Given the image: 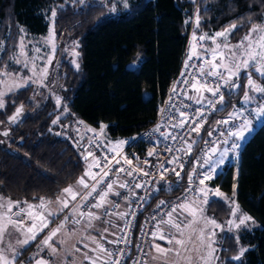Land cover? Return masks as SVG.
Wrapping results in <instances>:
<instances>
[{
  "label": "trees",
  "instance_id": "trees-1",
  "mask_svg": "<svg viewBox=\"0 0 264 264\" xmlns=\"http://www.w3.org/2000/svg\"><path fill=\"white\" fill-rule=\"evenodd\" d=\"M194 7L195 2L190 0H127L125 8L111 14L105 5L95 1L0 0V47L4 49L0 52V70L4 66L9 72L18 70L12 58L19 45L20 28L33 35L45 34L53 9L56 16L51 18L50 27L54 29L55 41H75L79 53V67L65 55L57 57L49 70L51 80H46L45 87L30 83L4 96L5 108L0 109V125L6 127L0 131V192L26 201L39 197L54 199L85 173V153L75 144L72 131L64 125L57 130V124L53 123L61 120L65 106L68 109L65 118L77 123L82 143L86 138L77 129L81 122L99 129L100 124L105 125L103 134L114 145L149 125L177 74L190 28L186 19ZM196 7L200 25L197 28L192 24V30L200 35L224 30L233 23L242 24L230 35V43L244 37L251 23H260L264 14V0H200ZM210 45V41L205 44ZM246 79L242 72L241 85H246ZM253 79L264 83L258 75ZM244 92L245 87L226 88L223 110L217 107L204 122L199 136L192 133L189 141H196V147L211 141L208 132L217 130V121L228 117ZM189 95H193L191 90ZM57 97L61 100L59 105ZM21 105L23 111L12 122L9 117ZM224 138L212 147L219 148ZM133 147L143 148L139 141ZM238 154L237 164L225 162L210 184L226 195H233L235 185V201L260 227L252 231L244 229L237 236L223 234L217 250L218 264H264V121ZM176 191L160 189L151 203L171 197ZM113 193H109L108 201ZM105 207L100 208L101 215L118 216L105 213ZM206 213L224 221L229 207L223 199L214 197L206 204ZM112 221L109 218L110 224L106 225L114 227L117 234L121 219L118 216L116 223ZM114 237L107 236L103 244ZM239 245L248 248L235 261L230 257L238 253Z\"/></svg>",
  "mask_w": 264,
  "mask_h": 264
},
{
  "label": "snow or ice",
  "instance_id": "snow-or-ice-1",
  "mask_svg": "<svg viewBox=\"0 0 264 264\" xmlns=\"http://www.w3.org/2000/svg\"><path fill=\"white\" fill-rule=\"evenodd\" d=\"M126 2V0H125ZM83 3V0H81ZM207 10V8H205ZM199 12V9L197 10ZM51 16L53 19L56 16V10L53 9L51 12ZM196 27L199 28L200 25V16L197 14L196 16ZM241 25L233 23L229 27L225 28L223 31H217L212 33L211 35L205 33L197 36V33L194 31L192 34V43L190 45V49L188 51V59L185 61L184 67L195 68V72L185 73V71L181 72V76L183 80L181 83L186 86L183 94L186 96L188 100H194L197 105H204L205 103L212 108L213 110L217 109V105H221L220 110H223L225 101L224 94L222 89H240L241 87H245L247 90L244 92L243 102L245 104L255 102L258 106L252 110L255 116L259 117L264 115V83H258L255 79H253L254 75H258L260 78L264 79V20L261 23H251V27L249 28L248 33L237 41L235 44L230 43V35ZM23 31V29H21ZM222 38V39H221ZM55 32L54 29L50 33V36L46 42L52 43L53 49L55 48ZM210 41V46H205V44ZM4 51L3 47H0V52ZM20 51L21 55H26L24 52V44L23 37L20 40ZM38 52L39 49H36ZM78 55V53H77ZM36 58H31V60L21 61L18 57H13L12 61L15 64H23L25 68L28 67L29 62L32 64V75L28 77L19 76L18 73H10L7 70V66H4L2 70H0V77H4L6 79H0V84H4L7 88V92H13L17 89L25 88L30 83H38L40 85L44 84L45 79L48 75L47 66L39 68L37 70V66L35 63ZM43 59V58H41ZM196 59L200 61L197 65H192L189 61ZM52 62V56L47 58V63L50 65ZM79 67V65H77ZM244 73L247 78L246 85H241L239 82V78L241 73ZM17 77H19L17 79ZM209 78H215L213 84H209ZM8 80H11V83H8ZM191 90L195 93V95H189L188 92ZM172 92H176V87L174 86ZM205 93H210L213 98L210 99L205 96ZM253 93L262 94L260 100L257 101L256 96ZM231 94V92H230ZM6 93L4 91H0V109L5 108L4 96ZM171 99V97H170ZM61 102L60 98L57 97L56 103L59 105ZM186 107H191L187 105ZM23 111V106L16 108V112L14 115L9 117L12 122H15L21 112ZM163 111V110H162ZM179 112V121L172 124L173 128L183 129L188 124L189 120H192V123L195 125L194 127L189 128L188 136H191L192 133H196L199 136L200 131L203 127V122L196 123L197 120L204 117V109L203 107L194 109V115L190 117L185 111L177 109ZM248 111L247 109L234 110L228 113V117L224 120L217 121L218 124L228 125L229 122L232 123V127L227 129L225 132H221L220 135L222 137H226L223 139V144H228L229 139H233V143L231 144L230 149L225 148L221 152L218 147H210L208 152L203 153V160L198 158L196 161L197 164L200 165L201 168H204V171L199 173V184L201 187L197 188V192L203 194V202L207 204L209 202V189L205 186L206 180H211L213 178V174L216 173V169L218 166L223 165L225 163V157L229 151L235 152L240 144L238 141L243 140L245 138L246 133L252 130L253 120L246 117L244 113ZM56 123V121H53ZM83 123V122H81ZM105 125L100 124V130L98 135H103ZM160 125L154 131H159ZM87 131H95V129L88 128ZM215 131V129H213ZM7 135V133H4ZM213 132H208V136L211 137ZM161 136L164 139H172L173 141L179 139L183 145H187V148L181 147L178 151H184L186 155L191 153L192 145L196 143V141H192L189 143L187 139L183 136L172 135L169 133H161ZM124 141H120L116 146L110 149L111 152L120 155L119 148L124 144ZM215 143V141H213ZM205 144H208V141H205ZM168 151H172L171 148L167 149ZM219 152V156L216 157V154ZM211 153V154H209ZM155 154L154 150L148 152V156H153ZM88 157H93V160L88 165V170L85 172V175L80 177L77 181L78 186H82L84 189L88 191L86 194H81L80 192L74 190L72 186H69L63 189V193L70 196L71 201H75L78 196L81 197L82 202H87L90 197L93 196V193H97L98 199L96 203L89 206V211L87 213L80 211V205H77L72 208V223L81 224V221L85 222V231L88 229H94V224L92 221L99 220L101 217L93 212L92 208H103L105 205L111 206V202L108 201L107 197L109 193L114 192V186L118 181L112 180L108 182L106 185V189L103 191L97 192V188L104 182L105 177H109L110 173L115 171L117 175L120 173H126L128 176H133L136 172H143L142 169L138 167H132L130 170L124 167L119 168H111L109 167L113 163L119 165L121 163V159L124 164L131 166L132 161L127 159V157L121 156L120 159H117L116 156L111 158L105 156L104 166L101 167V162L99 159L94 157L91 151H88L87 156H85V160ZM138 159V158H137ZM179 157H173L172 160L168 161V163L178 164L179 168L183 170L184 164L180 163ZM144 163H148L145 161ZM205 166H207L205 168ZM93 167L100 168V173L93 174L91 169ZM160 168H164V164L160 163ZM105 168L108 170L105 171ZM167 171V169H165ZM173 172L177 176L180 175L179 172H176L175 168L172 169ZM196 169L193 168V172ZM143 175H150L147 172H143ZM85 177H89L93 183L89 185L85 179ZM161 179H163V173H161ZM189 182L192 181V174L188 176ZM120 188L128 187L127 183H120ZM136 188L142 187L141 184H135ZM233 196H235V185L233 186ZM191 191V189H189ZM115 195L119 196V192H115ZM223 193L216 189L214 192L215 197H223ZM39 204H30L27 201H24V206H21L20 201H12L10 198H5L0 196V264H15L18 256L21 255L22 250H26V246L30 245L31 242L35 241L37 236L44 231V229L48 228L49 224L52 222V219L58 215V213L63 212L65 209L69 207L70 200L62 199L61 197H57L55 204L56 207L53 208V202L44 197H39ZM127 199V198H126ZM215 202V201H212ZM164 201H161L163 204ZM233 207L231 210L232 216H236L237 212L240 211L239 205L235 203L233 200ZM198 205V201H188L186 200L184 203L179 205H172L171 210L166 213L167 219L161 218L156 224V231H153L151 235L153 237H157L159 235V239L167 240L169 245L172 247L164 248L159 244H154L157 256H153V259L162 258V264H213L216 259L215 252L216 249L214 247L215 244V229H221L222 226L217 223L215 219H208L203 215V209ZM119 207V205H115ZM159 208V205L157 206ZM15 209V210H14ZM184 213H187L190 219H180ZM176 214L177 218L173 219V215ZM120 219H123L127 213H116ZM70 217L65 216L63 220L51 231L48 236L41 241V243L37 246V252L34 253V256H39L41 252L45 249L48 250L50 256L58 255V250L53 244V238L57 237L58 234L64 230L69 222ZM155 219V217H153ZM238 220V222H237ZM237 220H229V224L234 226L236 229H240L242 226H245L248 221L252 220V217L247 214H242L237 218ZM161 225L167 227L168 231L165 233L161 229ZM202 225V226H201ZM12 229L13 231H9ZM108 229H103V232H107ZM13 232L19 233L22 238H17L13 243L10 239H6V237H11ZM187 232V236L185 233ZM101 236V240H97L95 237L88 236L86 239L91 240L92 244L95 245L91 250L97 255L95 257L87 255V253L83 254V260L80 264H83V261H89L90 264H121L120 259L113 260L112 257L124 255V250L121 249L118 252H113L107 249L104 244L101 242L106 239L103 236V233H98ZM68 238H71L74 235V231H69L66 233ZM124 242L128 243L127 237H124ZM83 242V241H81ZM61 244L66 243V240H60ZM108 243H119V240L116 241H108ZM85 248H88L89 245L87 243L84 244ZM79 251L78 248L73 245V252ZM246 249H241L240 255H243ZM170 255L175 257L176 259L170 260ZM237 259L239 257H236ZM29 264H32V261H29ZM35 264H50V260L45 259L44 257H40L35 259ZM75 264V261H73ZM139 264V261H137Z\"/></svg>",
  "mask_w": 264,
  "mask_h": 264
},
{
  "label": "built area",
  "instance_id": "built-area-1",
  "mask_svg": "<svg viewBox=\"0 0 264 264\" xmlns=\"http://www.w3.org/2000/svg\"><path fill=\"white\" fill-rule=\"evenodd\" d=\"M194 18L190 19V28L187 33V39L185 42V47L183 54L180 60L179 68L177 74L171 81L166 94L159 103L157 115L155 119L146 127L141 129L139 132L123 138L121 141L125 143L119 148L120 155L113 153L110 149L116 145L112 144L110 140L103 135H98L99 128H94L87 123H79L77 129L81 130L84 133L86 141L84 143L85 156H87L88 151H91L97 159L101 162V167L104 166L105 156L111 158L116 156L117 159H120L121 156L127 157V159L132 161V165L124 164L121 159V163L116 165L113 163L109 167L115 169L119 167H124L126 169H131L132 167H138L142 169L143 172H147L150 175L145 176L143 172H136L133 176H128L126 173H120L117 175L115 171L110 173L109 177L104 178V182L99 185L97 192L103 191L106 189L108 182L112 180L118 181L114 186V193L110 199L111 206L107 205L104 209L105 213L116 214V213H127V215L121 219L119 230L117 231L116 236L112 241L119 240V243H108L104 246L115 252L119 250H124V255L113 256L112 259H120L121 264H145L147 258V245L153 238L151 233L156 231V224L161 219H167L166 213L171 210L172 205H179L184 203L186 200H194L198 196L197 188L201 187L199 184V173L204 171V168H201L199 164L196 163L198 158L203 160V153L208 152L209 148L214 146L219 139L222 137L221 132H225L227 129L232 127V123L229 122L228 125L218 124L217 130L213 132L211 141H208V144H205V141L198 145L197 147L193 144L191 153L186 155L184 151H178L181 147L187 148V145H183L182 142L177 139L173 141L172 139H164L161 136V133H171L172 135L183 136L189 141L188 130L195 125L190 119L188 124L183 129L173 128L172 124L179 121V112L177 109L185 111L190 117L194 115V109L203 107L204 117L197 120L196 123H201L207 120L208 116L214 112L206 103L204 105H197L194 100H188L183 94L186 86L181 83L183 77L181 72L185 73L195 72V68L185 69L184 64L188 59V51L190 49V39L192 38V24ZM192 65H197L200 61L193 59L189 61ZM215 78H209V84H213ZM176 87V92L173 93V87ZM226 88L222 89L224 94V101L227 102L225 96ZM189 94V92H188ZM171 97V99H170ZM210 99H216L211 96ZM190 105L191 107H186ZM221 107V105H217ZM163 110V111H162ZM244 115L248 118H254L251 114L252 107L247 109ZM227 117L221 118L219 121L226 119ZM160 125L159 131H154L157 126ZM223 126H227L222 130ZM88 128L95 129V131H87ZM139 141L142 144V150L134 148V144ZM215 141V143H213ZM189 143H191L189 141ZM233 141L231 142V144ZM230 144V147H231ZM171 148L172 151L167 149ZM241 147H239L236 152L238 153ZM155 154L153 156H148L149 151H153ZM211 154V153H209ZM173 157H179L180 163L184 164L183 170H181L178 164L168 163L172 160ZM90 160H93V157H88ZM138 158V159H137ZM147 161L148 163H144ZM160 163L164 164V168H160ZM175 168L176 172H179L180 175L177 176L172 169ZM193 168L196 169L193 172ZM206 168V166H205ZM167 169V171L165 170ZM108 169L105 168V171ZM93 174L100 173V168L93 167L91 169ZM161 173H163V179H161ZM192 174V181L189 182L188 176ZM214 177V175H213ZM86 181L89 185L93 181L87 177ZM211 180L205 181V186L210 189H217L216 185L210 184ZM120 183H127L128 187L120 188ZM141 184L142 187L136 188L135 184ZM208 188V189H209ZM160 189L164 191H173L177 190L176 193L168 198L156 199V201L151 203L152 196L155 195ZM191 189V191H189ZM88 190L83 187L79 191L82 195L86 194ZM115 192H119L120 195H115ZM127 198V199H126ZM98 199L97 193H93V196L89 198L87 202H82L81 197L78 196L74 205H80L79 210L87 213L89 211V206L94 204ZM161 201H164L161 204ZM119 205L116 207L115 205ZM159 205V208L157 207ZM155 217V219H153ZM124 237H127L128 243L124 242Z\"/></svg>",
  "mask_w": 264,
  "mask_h": 264
},
{
  "label": "rangeland",
  "instance_id": "rangeland-1",
  "mask_svg": "<svg viewBox=\"0 0 264 264\" xmlns=\"http://www.w3.org/2000/svg\"><path fill=\"white\" fill-rule=\"evenodd\" d=\"M64 1H68V0H64ZM72 1H75V0H72ZM83 1H95V2L101 3V4L106 6L107 12L111 13V14H116V13L120 12L123 8L126 7V4H127V0H126V2H125V0H83ZM190 1L195 2V7L192 11V14L189 16V18L186 19V22L190 23V19L193 17L194 18L193 27H195V24H196V22H195L196 21V8H197L196 6L199 4L200 0H190ZM207 7H208V5L205 6V8H207ZM51 18H52V16L50 14V16L48 17L49 26H48L47 32L45 34H40V35L29 34L23 27H21L20 31H21V29H23V31H21V36L19 39V45H18V48H17L16 53L14 55V57H18L21 61H25L26 59L30 61L31 58H33V57L36 58L35 63L37 66V70H39V68L47 66L48 75L44 81V84L40 85L38 83H32V84L36 85L37 87H45L46 86L45 85L46 80L47 79L51 80V73L49 74V70H50V67L52 66L53 61L58 60L57 57L59 58V56L65 55L66 57H68L70 59V61L72 62V64L74 66L78 65V55H77L78 50H77V43L75 41L61 40L60 42H58V41L56 42L54 39V43H55L54 49H53L52 43L46 42L50 36V33L52 32L51 27H50ZM262 20H264V14L262 15L261 21ZM220 31H223V30H220ZM193 32H194V29L192 30L191 34H193ZM214 32H217V31L212 30L211 32H207V34L211 35ZM199 35H200V33H197V36H199ZM21 37H23L24 52L26 53V55H21V51H20ZM236 42H233L232 44H235ZM189 43H192V38L190 39ZM36 49H39V51L37 52ZM49 56H52V62L50 65H48V63H47V58ZM41 58H43V59H41ZM16 65L19 66L18 70L14 71V72H10V73H18L19 76H23V77H28V76H31L33 74L31 62H29L27 68H25L23 66V64H16ZM18 78L19 77H17V79ZM2 79H6V78L2 77ZM8 83H11V80H8ZM233 90H236V89H233ZM0 91H4L5 93H8L7 88L4 84H1ZM56 100H57V98H56ZM67 112H68V109L65 106L64 110L60 114L61 120H59V119L56 120V124L58 126L57 130H60L61 125H64V127L69 128L73 133L75 144L80 145L81 151H82V153H84L85 152L84 142L83 143L81 142V134H79L77 132L76 126H75L77 123H70V121H68L65 118L67 116ZM64 119H66L67 122L65 120V123L62 124V121ZM5 128L6 127H4L3 125H0V131H4ZM0 138H1V136H0ZM107 140H109V139L107 138ZM112 144H115V143H112ZM228 148L230 149V147H228ZM236 153H237L236 151L235 152L230 151V155H228V157H230V158L226 162H229V163L232 162V163L236 164L235 163L236 158L234 157V155ZM217 157L218 156L214 157V159ZM88 160L90 161V158H88L86 160L87 163H86L85 172L88 169V165H89ZM91 162L92 161H90V163ZM222 166L223 165L218 166V168L216 169V173L213 175H216L218 172H220L222 170ZM236 174H237V172H236V168H235V175H234L235 178H236ZM84 175H85V173L82 176H84ZM85 179H86V177H85ZM77 181L69 184L67 187L72 186L74 188V190L79 192L81 190L82 186H78ZM67 187H65V188H67ZM215 190L209 188V199L215 197L214 196ZM0 196H3L5 198H10V197L3 195L1 192H0ZM57 197H61L62 199H69L70 203H71L70 210L65 209L63 212L58 213V215L52 219V222L49 224L48 228L44 229V231L37 236L35 241L31 242L30 245L26 246V249L27 248H29V249L26 252H24L25 250H22L21 255L17 257L15 264H29L30 260L32 261V264H35V259H38L41 256L44 257L45 259L50 260V264H73V261H75V264H80V262L83 260V254L87 253V255L92 256V257H95L97 255V253H95L91 250L93 247H95V245L92 244L91 240L86 239V237L92 236V237H95L97 240H101V236L98 233L102 232L103 236L106 237V239L101 241L102 243H104L107 240V236L114 237L116 235L114 227L110 228L106 224H110L107 222L109 220V218L114 220L111 222L112 224L114 222L116 223L118 221V216H112L111 215V217L109 216V218H106L105 216L101 215L102 212H101L100 208L99 209L95 208L93 210V212H95L97 215H99L101 217V219L92 221V223L95 226L94 229H88L87 231H85L84 220H82L81 224H79V225L72 223L71 217L73 214H72L71 210L76 205L73 204L70 196H68L67 194H64L63 191H61V193ZM56 198L48 199V200H51L53 202V204H52L53 208L56 207V204H55ZM218 198L223 199L225 201V203L228 205L229 213H228L227 217L224 219V221H217L216 220L217 223H219L222 226V230L221 229H215V241L216 242L214 244V247L216 249V252H215L216 259L214 260L213 264H218L217 250L219 247V240L223 236V234H234L235 236H237L244 229L252 231L253 229H255L257 227H260V223L254 217L249 215L245 210H243L240 206H239L240 211L237 212L235 217L232 216V214H231V210L233 207L232 202H233V200L235 201L234 196L232 194H229V195L224 194L223 197H218ZM10 199L12 201L22 202L21 203L22 207L24 206L23 202L26 201L23 199H13V198H10ZM194 200L198 201L197 206H199L203 209V215L208 219H213V218H210L206 213V204L203 202V194L199 193L198 196L195 197ZM191 201H193V200H191ZM27 202L30 204H39V199L35 200V201H27ZM70 203H69V205H70ZM235 203L237 204L236 201H235ZM242 214H247L248 216L252 217V220L248 221L245 226H242L240 229H236L234 226H232L228 223L229 220H237V218L239 216H241ZM65 216L70 217L66 228L64 230H62V232L60 234H58L57 237L53 238V244L58 250V255L50 256L48 250L45 249L43 252H41L39 254V256H34L33 254L37 252V246L41 243V241L43 239H45L48 236L51 229L55 228L61 222V220L64 219ZM176 218H177V216H176V214H174L173 219H176ZM190 218L191 217H189L187 213H184L183 216L180 217V219H190ZM237 222H238V220H237ZM105 228L108 229L107 232H103V229H105ZM161 229L165 233H167V231H168L167 227H165L164 225H161ZM9 231H13V230L9 229ZM69 231H74V235L71 238H68V236L66 235V233ZM185 235L187 236V232L185 233ZM17 238H22V237L20 236L19 233H16V232H13V235L10 238L6 237V239H10L13 243L15 242V240ZM62 239L66 240V243L61 244L60 240H62ZM81 241H83V242H81ZM85 243H87L89 245L88 248L84 247ZM154 244H159L161 247H164V248L172 247V245H169L167 243V240L159 239V235L157 237H153L150 241V244H149L150 248L148 250V257L145 261V264H162V258H158L155 260L153 259V256L158 255L155 251V248L153 247ZM73 245H75V247L78 248L79 251L73 252ZM242 248L247 249L248 247L243 246V245H239L238 253L231 256L230 258H232L235 261L239 260L241 257L240 251ZM236 257H239V258L237 259ZM169 259L172 260V259H176V258L172 257L170 255ZM83 264H90V262L89 261H83Z\"/></svg>",
  "mask_w": 264,
  "mask_h": 264
},
{
  "label": "crops",
  "instance_id": "crops-1",
  "mask_svg": "<svg viewBox=\"0 0 264 264\" xmlns=\"http://www.w3.org/2000/svg\"><path fill=\"white\" fill-rule=\"evenodd\" d=\"M215 31H220V30H215ZM246 83H247V79H246ZM247 89L245 88V91H246ZM255 96H256V98H257V101H259L260 100V97H261V95L262 94H260V93H253ZM193 95H195V93L193 92ZM205 96H207V97H209V94L208 93H205L204 94ZM243 96H244V94L242 95V97H241V99L239 100V102L237 103V104H235L234 106H233V108L231 109V111L230 112H232V111H234V110H240V109H249L250 107H252V110L253 109H255L257 106H258V104L257 103H255V102H251V103H248V104H245L244 102H243ZM252 110L250 111L251 112V114L253 115V116H255V114L252 112ZM229 112V113H230ZM250 119H252L253 120V124H252V130L250 131V132H248V133H246V135H245V138L243 139V140H240V141H238V143L240 144V147H242V145L244 144V142L252 135V133H253V131L255 130V128L257 127V126H259L263 121H264V115H261V116H259V117H257V116H255L254 118H250ZM226 138V137H225ZM224 138V139H225ZM111 139V138H110ZM231 139H229V141H230ZM232 140H234V138L232 139ZM222 141H223V139H222ZM229 143V142H228ZM225 148H228V144H223V143H221V145L219 146V149H220V151L222 152L223 151V149H225ZM241 149V148H240ZM228 155H230V151L227 153V155H226V157H225V162L227 161V160H229V158L230 157H228ZM216 156H219V152L216 154ZM238 156H239V154L238 153H236L235 155H234V157L236 158V160H235V163L237 164V161H238ZM233 157V158H234ZM91 161V160H90ZM90 161L88 160V162L90 163ZM86 163H87V161H86ZM235 164V165H236ZM236 167V166H235ZM237 168V167H236ZM88 170V169H87ZM73 202V201H72ZM69 209L71 208V203H70V205H69V207H68Z\"/></svg>",
  "mask_w": 264,
  "mask_h": 264
},
{
  "label": "water",
  "instance_id": "water-1",
  "mask_svg": "<svg viewBox=\"0 0 264 264\" xmlns=\"http://www.w3.org/2000/svg\"><path fill=\"white\" fill-rule=\"evenodd\" d=\"M15 112H16V111H15ZM15 112H14L12 115H14V114H15ZM12 115H11V116H12ZM11 116H10V117H11Z\"/></svg>",
  "mask_w": 264,
  "mask_h": 264
}]
</instances>
